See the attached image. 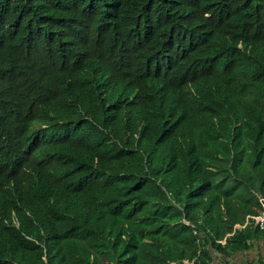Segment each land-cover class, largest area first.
Segmentation results:
<instances>
[{
    "label": "trees",
    "instance_id": "1",
    "mask_svg": "<svg viewBox=\"0 0 264 264\" xmlns=\"http://www.w3.org/2000/svg\"><path fill=\"white\" fill-rule=\"evenodd\" d=\"M261 198L264 0H0V264H209Z\"/></svg>",
    "mask_w": 264,
    "mask_h": 264
},
{
    "label": "crops",
    "instance_id": "2",
    "mask_svg": "<svg viewBox=\"0 0 264 264\" xmlns=\"http://www.w3.org/2000/svg\"><path fill=\"white\" fill-rule=\"evenodd\" d=\"M210 253L209 264H264V237L253 240L250 250L235 253L231 258L215 251Z\"/></svg>",
    "mask_w": 264,
    "mask_h": 264
},
{
    "label": "built area",
    "instance_id": "3",
    "mask_svg": "<svg viewBox=\"0 0 264 264\" xmlns=\"http://www.w3.org/2000/svg\"><path fill=\"white\" fill-rule=\"evenodd\" d=\"M261 204V210L257 216H248L246 221V226L251 222V220H254L257 224V226L263 230L264 229V198L260 199ZM187 225H190V223L186 222ZM198 230L194 229V234L198 235ZM223 244H225V241H222ZM171 264H196V260H185L182 263H171Z\"/></svg>",
    "mask_w": 264,
    "mask_h": 264
},
{
    "label": "bare ground",
    "instance_id": "4",
    "mask_svg": "<svg viewBox=\"0 0 264 264\" xmlns=\"http://www.w3.org/2000/svg\"><path fill=\"white\" fill-rule=\"evenodd\" d=\"M225 241V240H224ZM225 243H226V241H225ZM223 245H225V244H223Z\"/></svg>",
    "mask_w": 264,
    "mask_h": 264
}]
</instances>
